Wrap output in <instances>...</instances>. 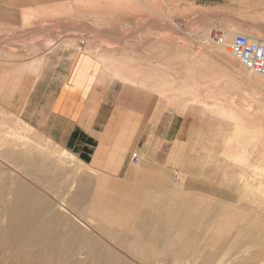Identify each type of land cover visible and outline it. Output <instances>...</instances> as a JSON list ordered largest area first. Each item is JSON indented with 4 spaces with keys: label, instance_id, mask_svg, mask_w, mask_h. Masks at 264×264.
Here are the masks:
<instances>
[{
    "label": "rangeland",
    "instance_id": "obj_1",
    "mask_svg": "<svg viewBox=\"0 0 264 264\" xmlns=\"http://www.w3.org/2000/svg\"><path fill=\"white\" fill-rule=\"evenodd\" d=\"M77 6L79 17L51 19L53 24L49 25L71 31L72 25L78 24L80 32H49L47 51L61 45L79 46L93 53L112 73L111 68L120 66L122 73L134 74V81H125L127 86L136 89L145 101H158L160 111H171L178 120L177 136L160 142L153 152L152 146L141 153L135 147L127 151L130 169L159 170V178H135L136 186L129 188L149 190L153 197L137 191L132 202L122 197L121 201L111 202L100 192L94 193L96 178L88 165L71 159L63 162L58 145L24 124L21 99L0 97V208L10 206L8 200L20 188L33 198L15 205L37 207L52 214L61 212L54 228L65 236L70 234L68 226L83 234L68 242L67 249L59 244L55 252L65 261L63 264H94L96 259L107 264H172V256L178 253L182 258L177 261L182 264L197 252L198 244L202 246L198 264L202 260L203 264H212L221 255H230L228 264H264V177L248 166L250 160L264 167V82H247L238 69L250 71L234 57L226 63L213 51L223 29L264 38V17H257L264 14V0H79L74 9ZM3 37L16 46L27 47H34L40 40L35 34ZM197 52L208 59L199 58ZM30 53L34 51L28 49ZM219 106L253 118L262 126L263 135L258 140H235L249 152L243 163L224 156L235 152L226 145L224 136L233 120L215 115ZM119 138L124 140L122 135ZM203 148L208 150L206 157ZM133 153L138 156L136 162L131 160ZM181 157L187 158L184 164ZM61 166L71 167L72 176L88 179L90 192L84 188L79 199L66 201L70 197L67 188L55 184ZM178 173L185 174V185L177 180ZM165 177L169 184L163 183ZM155 181L161 183L159 191L163 193H155ZM105 189L109 192L110 187ZM72 205L76 208H67ZM88 218L90 223L86 222ZM3 220L0 213V225ZM222 220L231 224L223 227V234H217L216 222ZM148 225L150 242L136 241L133 232L127 231L129 226L130 230L141 231ZM2 237L0 230V264L55 261L35 249L12 251ZM131 244L140 246L134 250ZM137 252L143 256H130Z\"/></svg>",
    "mask_w": 264,
    "mask_h": 264
},
{
    "label": "crops",
    "instance_id": "obj_2",
    "mask_svg": "<svg viewBox=\"0 0 264 264\" xmlns=\"http://www.w3.org/2000/svg\"><path fill=\"white\" fill-rule=\"evenodd\" d=\"M75 2L79 0H0V97L21 99L24 124L58 145L65 157H61L63 162L71 159L92 169L91 176L96 178L94 193L100 192L111 202L121 201V197L132 202L137 191L153 197L149 190L129 188L136 186L135 178H159V170L130 169L127 151L135 147L141 153L152 146L153 152L160 142L173 140L178 120L171 111H160L154 98L145 101L86 49L61 45L47 51L46 35L64 31L51 26V19L79 17ZM64 32L79 33L80 26L72 25L71 31ZM6 34H35L40 35V40L34 47L16 46L6 41L7 37L2 38ZM28 49L34 53L27 54ZM246 81L261 84L264 78L253 75ZM121 135L124 140L119 138ZM203 150L206 157L208 150ZM173 156L172 153L169 161ZM186 160L181 157L180 162L184 164ZM71 172V167L61 166L55 184L67 188L70 197L66 201L73 203L84 188L90 190L88 179L72 176ZM185 177L178 173L177 180L185 185ZM164 179L169 180L165 177L163 183ZM154 183L155 193H163L159 191L160 182ZM109 187L111 194L105 189ZM138 254L141 253L130 256H143Z\"/></svg>",
    "mask_w": 264,
    "mask_h": 264
},
{
    "label": "bare ground",
    "instance_id": "obj_3",
    "mask_svg": "<svg viewBox=\"0 0 264 264\" xmlns=\"http://www.w3.org/2000/svg\"><path fill=\"white\" fill-rule=\"evenodd\" d=\"M234 32L235 31H233V30L231 31V30H228V29H223V32H221V36L217 37V40H215L216 43L214 42L215 46L213 45L214 53L218 56V58L222 59L226 63H231L232 57H234L233 54L230 52V49L228 47V43L231 41V39H230L231 35L237 34L236 32L235 33ZM244 32H246V31H244ZM250 33L251 32L244 33V35L247 36L251 40H263L264 41V38H260V37L254 36V35H252ZM240 34H243V33L241 32ZM199 52H197L198 55L197 54L196 55L200 58V57H202L201 55L203 53L199 54ZM206 54H204V55H206ZM199 58H197V59L195 58L196 61H197L196 62L197 64L200 63ZM205 59H208V58H205ZM193 61H195V60H193ZM192 65L194 66V64H192ZM128 68H130V67H128ZM128 68L126 67L125 69H128ZM111 69H112L113 74L115 76L119 77L120 79H122V80H124L126 82H130V81H134L135 80L134 74H131L129 72L128 73H122L121 70H120L121 69L120 66H114ZM133 69H135V68H133ZM187 70H189L191 72L190 68H188V67H187ZM129 71H131V70H129ZM206 71H209V69L208 70L206 69ZM212 72L213 71H211V73ZM238 72H239L240 75H242V76L244 75L246 78L247 77H252L253 75H255V74H253L251 72H250L251 74L249 72L248 73L245 72V71L243 72L240 69H238ZM132 73H135V72H132ZM223 73H225V72H223ZM215 81H217V80H215ZM141 84L143 86H146V87L148 86V85H146L147 83H145L143 81L141 82ZM215 84H218V82L215 83ZM203 85H205V84H203ZM161 86L164 87L163 85H161ZM225 86L226 85H224V87ZM187 87H188V85H187ZM216 87H218V85ZM185 89H183V91ZM188 89H191V87L188 88ZM181 91H182V89H181ZM164 94L165 93H163V95ZM214 113H215V115L221 117L222 119L233 120V125H231L232 128L230 129V131L227 134L225 133L224 136H225L226 145L227 146H231V148H234L235 152H234V154H232V153L230 154V152H228L224 156H226L229 159H232L233 161H236L237 163H243L245 160H248V157H249L248 153L249 152L247 150V147L246 146L241 147V146L237 145L236 141L239 140V139L258 140L263 135L262 126L258 122H253L252 118H250V119L246 118L243 114H239L238 115V114H236L235 111L228 110L224 106H219L217 108V110L214 111ZM238 122H240L241 124L238 123ZM244 122H247V124H245ZM233 143L236 146H232ZM23 161H26V158H25V160L24 159L22 161L20 160V162H23ZM248 161H249V165L248 166L251 167L252 169H254V171H256L255 172L256 174H259L260 176L264 177V167H260V166H258L256 164H253V163L250 162V160H248ZM19 189H17L15 191V193L12 195V198L10 200H8V202L11 205L10 206H5L4 208H0V213H2L3 219H4L2 224L0 225V230H1V233H2V236H3L2 237L3 239H1V241L4 243V245H6L8 247V249H10L12 251L21 250V249H35L37 251L43 252L45 257L50 258V259H55V261L53 263H50V264H63V263H65V261L59 259L60 258L59 254L56 253L55 251L58 249L59 244H61V243H62L63 247H65L67 249L69 247V243L68 242L74 241L75 239H79V237H81V235H83L82 231L80 229H78V228H74L72 226H68L67 231L70 230V234L65 236L64 232H59L57 229L54 228V224H55L54 221H55L56 218L59 217L61 212H60V214L59 213L52 214L53 212H51V211H43L41 208H37V207L33 208V207L15 205L16 203L26 202L28 199H32L33 198V197H30L31 195L28 196L26 191H21ZM184 206H186V205H184ZM186 207H187L188 211L190 212V214H192V212L190 211V208L188 206H186ZM196 214H197V212L194 211L193 215H196ZM90 220H91V218H88L86 222L90 223ZM230 222H232V221H230ZM81 223H83V222H81ZM227 223H229V222H227L225 220L216 222V224L218 225V229H217V231H215V233L223 234V232H222L223 229H224L223 227L226 226ZM216 224L214 223L213 225H216ZM229 224H231V223H229ZM130 227L131 226L128 227L129 230H127V229L126 230L133 232V233H131V234H134V238L133 239L136 238L137 239L136 241H142V240L146 241V242H150L151 241L150 238L147 237V235L149 233H151V229L149 228L150 227L149 225L145 229L142 228L141 231H136L134 229L130 230ZM128 239L129 238H127V240ZM211 242H213V241H211ZM138 245L140 246V244H138ZM183 245H184V243H183ZM183 245L181 247H183ZM130 246H131V248L133 247L132 249H134V250L139 248V246H136V244H131ZM200 248H202V246L200 244H198L197 247H196V251L197 252L191 254L189 256V258L184 259L185 261L183 260L184 262L182 264H187L186 261H189V264H198V263H196L197 262L196 259H197V257L199 258V256H201L199 254ZM155 249H157V248H155ZM210 250H212V249L210 248ZM217 250H218V248H217ZM205 253H206V251H205ZM107 257H108V255H107ZM172 257H173L172 264H179V261H177V258L178 257L182 258L179 255V253L174 255V256H172ZM229 257H230V255L229 256L228 255L227 256L221 255V258H219V259L217 258L216 261L215 262L213 261L212 264H228L230 262V258ZM108 258H110V257H108ZM109 261L112 262L111 259H109ZM104 262H106V263H104ZM104 262L101 261L100 259H96L94 264H107V263H109L108 261H104ZM209 262H212V260L209 261ZM164 264H166V263H164ZM199 264H203V260L201 262H199Z\"/></svg>",
    "mask_w": 264,
    "mask_h": 264
},
{
    "label": "built area",
    "instance_id": "obj_4",
    "mask_svg": "<svg viewBox=\"0 0 264 264\" xmlns=\"http://www.w3.org/2000/svg\"><path fill=\"white\" fill-rule=\"evenodd\" d=\"M228 47L233 56L250 72L264 78V41L251 40L244 34H234ZM131 160L137 161L136 153Z\"/></svg>",
    "mask_w": 264,
    "mask_h": 264
}]
</instances>
